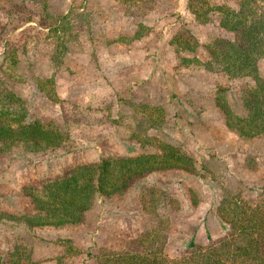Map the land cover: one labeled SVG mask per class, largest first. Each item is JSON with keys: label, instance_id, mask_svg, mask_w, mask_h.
I'll list each match as a JSON object with an SVG mask.
<instances>
[{"label": "rangeland", "instance_id": "374dc122", "mask_svg": "<svg viewBox=\"0 0 264 264\" xmlns=\"http://www.w3.org/2000/svg\"><path fill=\"white\" fill-rule=\"evenodd\" d=\"M236 1L46 0L43 10L34 0H0V79L26 118L65 136L50 150L18 143L0 155V264H95L107 250H142L137 239L151 228H161L163 252L175 258L189 240L223 234L214 212L223 190L245 195L264 184V133L238 135L215 105L226 101L244 117L254 84L210 60L217 38L235 37L212 6ZM256 73L264 79V55ZM162 143L189 154L194 169L132 178L78 223L29 228L20 217L49 178Z\"/></svg>", "mask_w": 264, "mask_h": 264}, {"label": "trees", "instance_id": "16d2710c", "mask_svg": "<svg viewBox=\"0 0 264 264\" xmlns=\"http://www.w3.org/2000/svg\"><path fill=\"white\" fill-rule=\"evenodd\" d=\"M32 1V0H29ZM44 10L46 0H34ZM143 3L158 0H141ZM260 1V0H259ZM257 11L256 0H237L235 7L212 6L219 13L218 26L233 32L234 39L217 38L209 47L210 60L226 76H250L254 81L244 117L233 114L226 101L215 100L224 114L228 128L242 137L264 133V79L257 71V61L264 55V0ZM263 5V6H262ZM199 22L208 20L194 10ZM205 12H202V15ZM172 42V41H171ZM188 60L198 63L197 58ZM22 99L0 79V155L13 144L27 152H40L60 146L65 136L48 128L38 119L26 118ZM158 151L98 157L95 161L71 167L66 174L49 178L31 197L33 207L20 217L29 228L43 225L78 223L95 201L104 202L121 193L132 178L152 181V173L163 169L193 170L194 161L171 143L158 145ZM29 186L27 190H32ZM241 191L223 190L214 212L223 234L216 240L206 235L202 245L189 240L179 256L163 252L164 235L151 228L140 234L142 250L104 251L94 256L95 264H264V184Z\"/></svg>", "mask_w": 264, "mask_h": 264}]
</instances>
